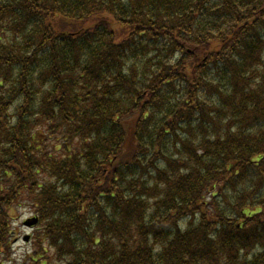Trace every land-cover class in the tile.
I'll return each mask as SVG.
<instances>
[{"label":"trees","instance_id":"1","mask_svg":"<svg viewBox=\"0 0 264 264\" xmlns=\"http://www.w3.org/2000/svg\"><path fill=\"white\" fill-rule=\"evenodd\" d=\"M54 260L264 264V0H0V264Z\"/></svg>","mask_w":264,"mask_h":264},{"label":"rangeland","instance_id":"2","mask_svg":"<svg viewBox=\"0 0 264 264\" xmlns=\"http://www.w3.org/2000/svg\"><path fill=\"white\" fill-rule=\"evenodd\" d=\"M24 202L25 201L20 202L18 206L12 209V219L15 236L10 240L12 245L11 260H15L16 262L23 260L28 254L31 253L33 249L32 242L36 238L37 234H39L40 229V226H38V228H33L32 230L28 229V227L25 226L24 222L27 219L33 217V212ZM26 236L30 237L29 243L27 244L25 243V241H23ZM49 254L50 256H52L53 252L51 251ZM51 261H48V264H54ZM55 264L57 263L55 262Z\"/></svg>","mask_w":264,"mask_h":264},{"label":"water","instance_id":"3","mask_svg":"<svg viewBox=\"0 0 264 264\" xmlns=\"http://www.w3.org/2000/svg\"><path fill=\"white\" fill-rule=\"evenodd\" d=\"M31 224H34L33 222ZM31 224L26 223L27 226H30Z\"/></svg>","mask_w":264,"mask_h":264}]
</instances>
